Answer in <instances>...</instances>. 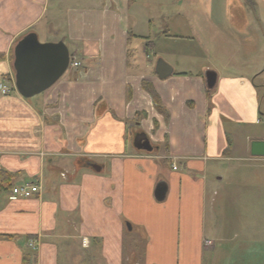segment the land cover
I'll return each mask as SVG.
<instances>
[{
  "label": "crops",
  "instance_id": "0c3cea01",
  "mask_svg": "<svg viewBox=\"0 0 264 264\" xmlns=\"http://www.w3.org/2000/svg\"><path fill=\"white\" fill-rule=\"evenodd\" d=\"M161 3L0 0V83L10 87L0 92V169L14 175L12 187L30 182L40 188L29 197L0 192V264H91L97 256L124 264L137 253L143 264H205L207 258L215 264L221 252L226 259L242 253L246 231L215 222L214 210L227 209L228 199L222 178L211 177L214 162L235 150L229 125L264 114V83L255 82L264 72L257 39L251 37L240 73L201 63L208 51L170 48L163 52L172 72L161 78L149 60L145 68L130 63L127 46H155L151 27ZM214 27L223 37L224 29ZM30 31L40 42L67 37L78 43L89 66L81 71L78 54L69 52L77 67L45 91L22 97L12 88L11 57ZM207 70L216 73L211 89ZM132 131L144 133L154 149L137 150ZM236 181L233 204L264 209V175ZM160 182L166 191L159 200ZM242 188L252 189L251 198ZM135 228L143 236L140 247L125 239ZM260 229L264 238V217ZM258 250L264 254L263 246Z\"/></svg>",
  "mask_w": 264,
  "mask_h": 264
},
{
  "label": "rangeland",
  "instance_id": "374dc122",
  "mask_svg": "<svg viewBox=\"0 0 264 264\" xmlns=\"http://www.w3.org/2000/svg\"><path fill=\"white\" fill-rule=\"evenodd\" d=\"M161 1L160 16L154 17L156 19L153 18L151 27L152 35H154L152 40L157 42L153 48L147 51L142 49V44L136 41L129 42L127 46L130 63L139 64L145 68L149 60L151 63L153 62L152 68L157 58L164 59L166 57L164 50L173 48L191 51L193 49L197 52L198 49H201L209 53L201 54L203 57L199 60L201 63H212L218 66L223 74L240 73L241 63L246 54L245 49L250 46L252 36L257 39L255 47L259 60L261 64L264 62V0ZM213 22L224 29L223 37L216 32ZM166 34L167 36H164ZM64 43L70 53L78 54L81 71L89 66L81 53L76 51L78 43H71L67 37ZM169 60L172 59L169 58ZM229 63H237L238 68H228ZM68 70L69 68L65 73ZM255 82L257 84L264 83V72L262 78ZM260 87V92L264 93V86ZM262 105V113H264V99ZM260 111L256 122H234L229 125L228 130L234 132V136H231L230 139H232V146L236 151L234 150L232 153L229 151L231 158L214 162L211 178L214 179L216 175L222 178L218 184L223 188L222 191L228 199L227 209L214 210L215 222L227 220L238 228L241 227L248 234L242 243V253H235L226 259L221 252L215 264H238L239 261V264H264V254L258 250L261 246L264 247V238L261 237L260 229V220L261 217H264V209H238L242 207L239 200H237L238 207L237 204H233L238 195L236 180H239V177L254 178L256 175H264V157L250 155L247 148L252 140L264 139V114H261ZM135 134V131H132V139ZM152 142L154 143V140ZM150 144L153 146L151 142ZM244 148L247 149L243 150ZM241 190L247 199L251 198L252 189L242 188ZM258 196L259 194L256 193L253 195L255 198ZM142 237L141 231L137 228L125 235V239H129V242L135 241L139 247L141 243L143 244ZM211 244H213L212 241ZM137 251L140 253V249ZM97 260L98 262L94 260L93 263L105 264L99 256H97ZM124 264H143L141 253L139 255L137 253L131 261L128 260ZM205 264L213 263L209 262V258H207Z\"/></svg>",
  "mask_w": 264,
  "mask_h": 264
},
{
  "label": "water",
  "instance_id": "95a60500",
  "mask_svg": "<svg viewBox=\"0 0 264 264\" xmlns=\"http://www.w3.org/2000/svg\"><path fill=\"white\" fill-rule=\"evenodd\" d=\"M69 50L62 40L56 42H40L35 32L30 31L16 41L13 47L12 67L14 85L17 92L24 98L39 94L52 86L67 70ZM155 71L161 78L171 74V66L162 58L155 61ZM216 81V73L207 70L205 73L206 87L211 89ZM137 150L152 151L148 137L144 133H136L132 140ZM252 156L264 157V139L252 140L249 144ZM90 167L99 172L101 166L90 163ZM166 191L164 183L156 187L155 197L163 199ZM130 228V225H127Z\"/></svg>",
  "mask_w": 264,
  "mask_h": 264
},
{
  "label": "built area",
  "instance_id": "2783aa9c",
  "mask_svg": "<svg viewBox=\"0 0 264 264\" xmlns=\"http://www.w3.org/2000/svg\"><path fill=\"white\" fill-rule=\"evenodd\" d=\"M79 65V62L74 59V57L71 58L70 66L71 67H77ZM0 92L2 94H6L9 92V87L6 84H0ZM175 168V166H174ZM40 188L38 184L30 183V182H24L22 184H19L17 186H13L11 189V196L16 197H29L33 193L39 192ZM81 243L83 246H86L88 244L87 238H82ZM206 245H212L210 240L205 241ZM29 246L31 248H35V243L33 241H30Z\"/></svg>",
  "mask_w": 264,
  "mask_h": 264
},
{
  "label": "trees",
  "instance_id": "16d2710c",
  "mask_svg": "<svg viewBox=\"0 0 264 264\" xmlns=\"http://www.w3.org/2000/svg\"><path fill=\"white\" fill-rule=\"evenodd\" d=\"M13 59V57H11V60ZM79 165H86L87 164V161L86 160H79L78 161ZM13 174L6 171V170H3V169H0V192H7V191H10L11 190V187H12V178H13Z\"/></svg>",
  "mask_w": 264,
  "mask_h": 264
},
{
  "label": "flooded vegetation",
  "instance_id": "af4514ba",
  "mask_svg": "<svg viewBox=\"0 0 264 264\" xmlns=\"http://www.w3.org/2000/svg\"><path fill=\"white\" fill-rule=\"evenodd\" d=\"M86 161H87V165H88V164H90V163H92V162H91V161H89V160H86Z\"/></svg>",
  "mask_w": 264,
  "mask_h": 264
}]
</instances>
